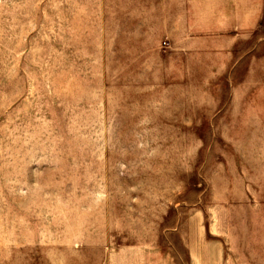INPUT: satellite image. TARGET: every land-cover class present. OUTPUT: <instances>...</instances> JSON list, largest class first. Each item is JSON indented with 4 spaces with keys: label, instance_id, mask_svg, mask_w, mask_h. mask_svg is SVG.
<instances>
[{
    "label": "rangeland",
    "instance_id": "1",
    "mask_svg": "<svg viewBox=\"0 0 264 264\" xmlns=\"http://www.w3.org/2000/svg\"><path fill=\"white\" fill-rule=\"evenodd\" d=\"M166 4L0 0V264H264V9Z\"/></svg>",
    "mask_w": 264,
    "mask_h": 264
},
{
    "label": "crops",
    "instance_id": "2",
    "mask_svg": "<svg viewBox=\"0 0 264 264\" xmlns=\"http://www.w3.org/2000/svg\"><path fill=\"white\" fill-rule=\"evenodd\" d=\"M167 8L205 10L193 13L189 24L184 22L177 40L195 43V49L231 50L230 42L255 29L264 9V0H163ZM222 44H215V42ZM230 43V44H229ZM226 44V45H225Z\"/></svg>",
    "mask_w": 264,
    "mask_h": 264
}]
</instances>
